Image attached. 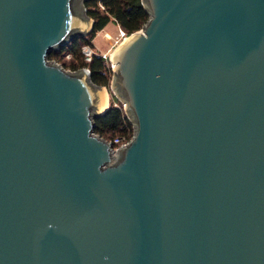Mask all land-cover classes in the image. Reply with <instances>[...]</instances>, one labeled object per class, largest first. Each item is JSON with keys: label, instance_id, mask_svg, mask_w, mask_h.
<instances>
[{"label": "water", "instance_id": "obj_1", "mask_svg": "<svg viewBox=\"0 0 264 264\" xmlns=\"http://www.w3.org/2000/svg\"><path fill=\"white\" fill-rule=\"evenodd\" d=\"M77 2L0 0V264H264V0H142L118 150L106 87L48 57Z\"/></svg>", "mask_w": 264, "mask_h": 264}, {"label": "trees", "instance_id": "obj_2", "mask_svg": "<svg viewBox=\"0 0 264 264\" xmlns=\"http://www.w3.org/2000/svg\"><path fill=\"white\" fill-rule=\"evenodd\" d=\"M84 7L87 14L94 19L93 30L71 41L65 48L50 52L48 57L69 70L88 68L96 84L110 88L114 72L110 60L104 58L103 51L97 48L96 37L111 24L117 27L111 30L116 34L119 32V27H122L131 35L144 27L149 19V13L142 0H85ZM87 45L94 50L91 61L86 59L83 50ZM68 53L71 54L70 58H67ZM95 121V133L108 140L118 136H126L128 139L133 137V124L123 104L116 97L113 98L109 109Z\"/></svg>", "mask_w": 264, "mask_h": 264}, {"label": "rangeland", "instance_id": "obj_3", "mask_svg": "<svg viewBox=\"0 0 264 264\" xmlns=\"http://www.w3.org/2000/svg\"><path fill=\"white\" fill-rule=\"evenodd\" d=\"M77 5L81 9H84V0H78ZM114 28L117 29V27H115L114 24H111L109 27H107L106 29H104L101 32H99L98 36L96 37V39H95L96 46L101 51H103V52H108V51L113 52L117 48V46L119 45V44H116V42H115V37L118 34H116L115 32L111 31ZM111 86H110V88L106 87V89L108 91V95H107V93H105L106 94L107 105H108V103L111 104V102L113 101L114 97L117 98V96L114 93V90L111 88ZM119 101L124 106V103L120 99H119ZM124 108H125V106H124Z\"/></svg>", "mask_w": 264, "mask_h": 264}, {"label": "built area", "instance_id": "obj_4", "mask_svg": "<svg viewBox=\"0 0 264 264\" xmlns=\"http://www.w3.org/2000/svg\"><path fill=\"white\" fill-rule=\"evenodd\" d=\"M130 35L122 28L119 27V33L115 37V42L116 44H121L124 40H126ZM83 50L86 55V59L88 61L92 60V57L94 55V50L92 49L91 46L87 45L83 47ZM103 57L106 59H109L112 65V69L114 68V64L112 63V55L113 52L108 51V52H103ZM71 54H67V58H70ZM89 70V69H88ZM90 71V70H89ZM130 139H128L126 136H118L114 138L113 140H110L111 143L113 144L114 150H118L121 146L126 145L129 142Z\"/></svg>", "mask_w": 264, "mask_h": 264}, {"label": "bare ground", "instance_id": "obj_5", "mask_svg": "<svg viewBox=\"0 0 264 264\" xmlns=\"http://www.w3.org/2000/svg\"><path fill=\"white\" fill-rule=\"evenodd\" d=\"M105 105H107V101L105 100Z\"/></svg>", "mask_w": 264, "mask_h": 264}]
</instances>
